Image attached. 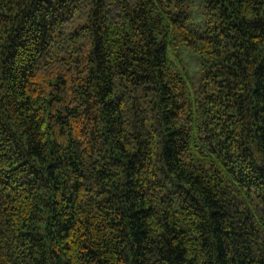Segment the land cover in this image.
Segmentation results:
<instances>
[{
  "label": "trees",
  "instance_id": "obj_1",
  "mask_svg": "<svg viewBox=\"0 0 264 264\" xmlns=\"http://www.w3.org/2000/svg\"><path fill=\"white\" fill-rule=\"evenodd\" d=\"M0 264H264V0H0Z\"/></svg>",
  "mask_w": 264,
  "mask_h": 264
}]
</instances>
